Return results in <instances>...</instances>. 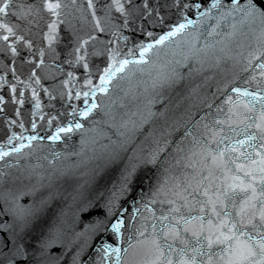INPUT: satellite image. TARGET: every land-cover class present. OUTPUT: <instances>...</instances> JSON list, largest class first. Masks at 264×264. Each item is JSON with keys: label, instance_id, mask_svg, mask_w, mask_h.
I'll return each mask as SVG.
<instances>
[{"label": "snow or ice", "instance_id": "snow-or-ice-1", "mask_svg": "<svg viewBox=\"0 0 264 264\" xmlns=\"http://www.w3.org/2000/svg\"><path fill=\"white\" fill-rule=\"evenodd\" d=\"M0 89V264H264V0H0Z\"/></svg>", "mask_w": 264, "mask_h": 264}, {"label": "water", "instance_id": "water-1", "mask_svg": "<svg viewBox=\"0 0 264 264\" xmlns=\"http://www.w3.org/2000/svg\"><path fill=\"white\" fill-rule=\"evenodd\" d=\"M193 19H195V16H192ZM97 63H99V60H97ZM215 89V85L214 83L212 84L211 88H209L208 90L209 91H213ZM0 94H3L5 96H7V92H6V89H0ZM175 95V94H173ZM175 103V100L173 101ZM197 102L196 101H185L184 104L182 105V107L180 108L179 112L177 113V115H179L180 113H182L184 111L185 108H188L190 105H195ZM59 106V105H58ZM6 113L11 115L12 112L14 111L13 109V106H11L10 104L6 107L5 109ZM191 111L192 112H196L197 111V107H191ZM198 118V117H197ZM14 131H17L19 132L20 129L19 128H13ZM29 131H30V125H29ZM9 134V130L7 128V126L3 123V117L0 116V142H2L6 136ZM40 135H44V131H40L39 133ZM79 141V135H75L73 137V140L68 142L70 145H75L77 142ZM45 143H48L47 141H45ZM64 149V145L63 144H60L58 143L57 146H56V150L57 151H61ZM69 151H71V148L68 149ZM71 159H75L74 157L71 158ZM30 163L32 164H35L36 161L35 160H30L29 161ZM23 163V161H22ZM44 163V162H42ZM60 187V190H61V195L56 197L54 200H53V203H52V207L54 210H56L60 205H59V201L64 199L65 198V193H64V185L63 184H59L58 185ZM140 189H138L137 191H139ZM130 207V205H129ZM84 259H87V256L84 257Z\"/></svg>", "mask_w": 264, "mask_h": 264}]
</instances>
